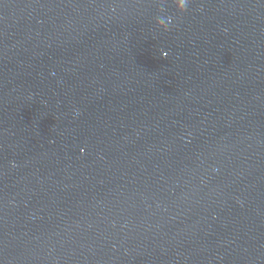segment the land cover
Returning <instances> with one entry per match:
<instances>
[{
    "label": "water",
    "instance_id": "1",
    "mask_svg": "<svg viewBox=\"0 0 264 264\" xmlns=\"http://www.w3.org/2000/svg\"><path fill=\"white\" fill-rule=\"evenodd\" d=\"M0 264H264V0H0Z\"/></svg>",
    "mask_w": 264,
    "mask_h": 264
},
{
    "label": "clouds",
    "instance_id": "2",
    "mask_svg": "<svg viewBox=\"0 0 264 264\" xmlns=\"http://www.w3.org/2000/svg\"><path fill=\"white\" fill-rule=\"evenodd\" d=\"M189 0H175L176 6L181 11L185 9L186 5L188 4ZM158 25L166 27L163 21L160 19L157 20Z\"/></svg>",
    "mask_w": 264,
    "mask_h": 264
}]
</instances>
